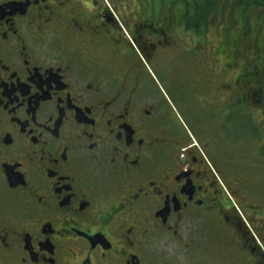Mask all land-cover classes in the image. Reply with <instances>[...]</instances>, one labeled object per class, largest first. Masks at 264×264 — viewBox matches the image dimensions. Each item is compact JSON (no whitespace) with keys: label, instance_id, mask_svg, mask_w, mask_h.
<instances>
[{"label":"flooded vegetation","instance_id":"1","mask_svg":"<svg viewBox=\"0 0 264 264\" xmlns=\"http://www.w3.org/2000/svg\"><path fill=\"white\" fill-rule=\"evenodd\" d=\"M212 34L182 0H0V264H264L215 164L264 100Z\"/></svg>","mask_w":264,"mask_h":264},{"label":"rangeland","instance_id":"2","mask_svg":"<svg viewBox=\"0 0 264 264\" xmlns=\"http://www.w3.org/2000/svg\"><path fill=\"white\" fill-rule=\"evenodd\" d=\"M168 1L169 3L172 1V3H179L180 0ZM230 2L232 3V0ZM230 2L225 8L226 11L222 20L219 19V16L213 20V54L225 57L228 63L233 64L234 77L238 73L242 74V70L245 72L248 65V78L252 79V84L249 85L252 89L250 100H253V98H257L256 88L259 85L264 94V73L262 70L264 53L261 52L259 55L256 50H252L257 40H264V26L261 23L263 27H256L257 30H251L249 33L248 29H251L252 24L258 21L256 16L252 19V23H247L242 16L241 8H236ZM258 110L256 104L250 105L247 114L249 120L239 113L235 114L232 127L227 130L230 136L234 138L243 137L250 152L245 156H239L237 155L239 152H226L215 147L218 150L215 164L222 171V176L226 181H234L240 185L242 195L244 198L246 197L249 204L250 217L264 230V124L260 128L257 126L261 120L257 116ZM252 132L254 133L253 137ZM256 156L260 160L259 166H254L251 163L252 159L253 161L256 160ZM245 158H248L250 163ZM219 177L221 178L220 175ZM221 180L223 182L222 178Z\"/></svg>","mask_w":264,"mask_h":264},{"label":"trees","instance_id":"3","mask_svg":"<svg viewBox=\"0 0 264 264\" xmlns=\"http://www.w3.org/2000/svg\"><path fill=\"white\" fill-rule=\"evenodd\" d=\"M230 1L231 0H199V1L198 0H182L184 4L194 6L195 9L198 12H200V16L203 21L214 20L216 16H219V19L221 18L220 20H222V17L226 11L225 8L228 6V3ZM231 5H234L236 8H241L242 16L247 23L249 22L252 23L251 22L252 19L254 18V16H256L259 22L256 21V23L252 24V28L248 29L249 33L251 32V30L253 31L257 30L256 27L264 26V0H232ZM233 23L235 24L234 20H233ZM261 23H263V26H261ZM253 45H252V48H253ZM254 46L255 47L251 49L254 51L256 50L259 55L261 54V52L264 53V40H261V39L257 40V43ZM262 70L264 73L263 66H262ZM248 71H249V67L247 65V67L245 68V72L242 70L241 73H244V74L246 73L249 76ZM250 79H249V85L252 84V79L251 80ZM256 90H257V98L255 99L252 97L253 100H259V99L264 100V96L262 97L260 96V91H261L260 85L256 88Z\"/></svg>","mask_w":264,"mask_h":264}]
</instances>
